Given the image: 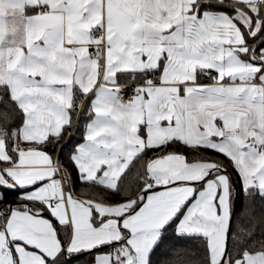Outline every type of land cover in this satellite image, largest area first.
Here are the masks:
<instances>
[{
	"label": "snow or ice",
	"instance_id": "snow-or-ice-1",
	"mask_svg": "<svg viewBox=\"0 0 264 264\" xmlns=\"http://www.w3.org/2000/svg\"><path fill=\"white\" fill-rule=\"evenodd\" d=\"M0 264H264V0H0Z\"/></svg>",
	"mask_w": 264,
	"mask_h": 264
},
{
	"label": "trees",
	"instance_id": "trees-1",
	"mask_svg": "<svg viewBox=\"0 0 264 264\" xmlns=\"http://www.w3.org/2000/svg\"><path fill=\"white\" fill-rule=\"evenodd\" d=\"M205 81V80H204ZM84 119L83 117L80 119V127L75 129V134L69 138L68 140V147L71 148L73 146L74 143L76 142H80L82 141V133H83V124H84ZM72 131V130H70ZM184 152L191 156L192 153L188 151V149H184ZM139 160H133L132 162H130V165H129V168L126 170L127 172V178H131L136 172H137V169H138V165H139ZM81 187H83L79 181H77L76 183V186H75V189H74V193L76 195L79 194V190L81 189ZM84 198H87V197H84Z\"/></svg>",
	"mask_w": 264,
	"mask_h": 264
},
{
	"label": "crops",
	"instance_id": "crops-1",
	"mask_svg": "<svg viewBox=\"0 0 264 264\" xmlns=\"http://www.w3.org/2000/svg\"><path fill=\"white\" fill-rule=\"evenodd\" d=\"M203 82L208 83L209 81L205 80V81H203ZM74 194H75V193H74ZM82 198H84V197H82Z\"/></svg>",
	"mask_w": 264,
	"mask_h": 264
}]
</instances>
